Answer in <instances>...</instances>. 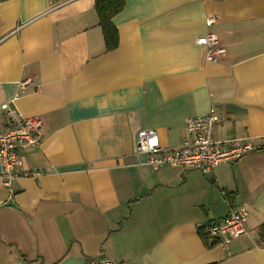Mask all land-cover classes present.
Returning a JSON list of instances; mask_svg holds the SVG:
<instances>
[{"label":"crops","instance_id":"crops-1","mask_svg":"<svg viewBox=\"0 0 264 264\" xmlns=\"http://www.w3.org/2000/svg\"><path fill=\"white\" fill-rule=\"evenodd\" d=\"M94 3L0 0V129L6 104L43 123L18 149L41 174L5 189L0 168V264H264V0H126L112 52ZM212 14L218 62L197 44ZM211 110L214 140L263 148L206 175L141 164L140 131L177 148ZM237 205L248 233L208 246Z\"/></svg>","mask_w":264,"mask_h":264},{"label":"built area","instance_id":"built-area-1","mask_svg":"<svg viewBox=\"0 0 264 264\" xmlns=\"http://www.w3.org/2000/svg\"><path fill=\"white\" fill-rule=\"evenodd\" d=\"M220 21L219 15H208L205 20L207 32L197 40L205 49V58L209 62H218L226 54L218 36L213 32ZM27 82H23L24 86ZM5 123L0 129V168L3 187L10 189L13 181L19 177L37 178L39 170H25L24 162L18 153L20 147H38L43 138L42 120L38 117H26L16 107L3 105ZM218 118L213 110L208 115L191 117L185 126V138L177 148H163L159 136L152 130H142L137 138V156H145L141 164L161 169L167 166L197 170L210 174L223 164L234 163L247 154L262 149L251 138L216 141L214 128ZM248 209L237 205L230 209L227 217L209 225L205 234L212 242L223 249L248 233ZM87 264H121L111 259H96Z\"/></svg>","mask_w":264,"mask_h":264},{"label":"trees","instance_id":"trees-1","mask_svg":"<svg viewBox=\"0 0 264 264\" xmlns=\"http://www.w3.org/2000/svg\"><path fill=\"white\" fill-rule=\"evenodd\" d=\"M95 9L99 18V26L101 27L106 49L108 52L114 51L119 45V35L117 28L113 24V19L125 8L126 0H94ZM231 200V199H230ZM200 235L204 237L205 242L209 245H216L211 242L209 236L200 230Z\"/></svg>","mask_w":264,"mask_h":264}]
</instances>
